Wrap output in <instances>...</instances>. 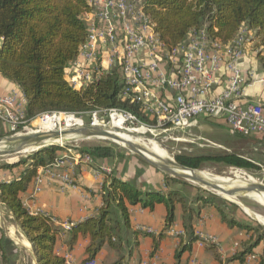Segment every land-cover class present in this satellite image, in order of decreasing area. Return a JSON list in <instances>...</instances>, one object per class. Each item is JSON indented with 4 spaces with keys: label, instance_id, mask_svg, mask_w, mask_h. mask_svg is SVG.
I'll list each match as a JSON object with an SVG mask.
<instances>
[{
    "label": "trees",
    "instance_id": "trees-1",
    "mask_svg": "<svg viewBox=\"0 0 264 264\" xmlns=\"http://www.w3.org/2000/svg\"><path fill=\"white\" fill-rule=\"evenodd\" d=\"M91 10L89 0H0V76L21 90L25 98V117L29 120L52 112L81 114L114 108L130 112L141 123H154L155 117L140 101L122 95L119 64L102 69V73L80 88H74L65 78V68L78 58L80 47L87 38L84 17ZM142 10L167 50L186 42L193 32L203 31L209 41L227 43L236 39L244 27L250 29L257 39L254 45L256 58L264 68V0H143ZM8 135L6 128L0 125V138ZM67 147L95 160L121 158V151H124L112 141L97 145H51L17 161L0 164V170L12 173L10 179L0 180V207L12 216L27 238L37 264H69L54 250L63 228L44 212H29L19 194L27 189L39 167L53 162ZM175 160L195 169L206 161L236 168H256L251 159L239 151L181 152L175 155ZM163 181V188L143 190L132 180L114 173L106 174L100 186L101 202L96 213L73 222L65 230L66 245L72 248L80 236L87 237L83 263L92 261L107 245L115 256L104 264H131L130 258L139 240L150 237L153 255L158 240L146 229L132 228L129 206L139 205L152 210L159 203L166 210L164 231L174 223L176 206L181 210L185 234L179 236L176 259L189 250L193 242L200 240L193 220L204 206L214 207L229 227L237 226L251 232L241 249L226 257L224 263L216 244H207L219 264L235 260L244 262L254 253V248L264 242V228L240 217L235 203L207 190L189 195L182 187L172 186L171 182L182 186L190 183L164 173ZM163 234L161 232L159 237ZM5 244L9 245L2 235L0 264H10ZM257 257L259 263L264 264V249Z\"/></svg>",
    "mask_w": 264,
    "mask_h": 264
},
{
    "label": "built area",
    "instance_id": "built-area-1",
    "mask_svg": "<svg viewBox=\"0 0 264 264\" xmlns=\"http://www.w3.org/2000/svg\"><path fill=\"white\" fill-rule=\"evenodd\" d=\"M89 2L92 10L84 18L87 38L80 47L78 58L65 68V77L74 88H80L102 73V69L106 70L100 64L104 55L103 58L108 59L111 65H120L122 95L140 101L144 109L155 117L154 127L168 125L184 129L194 126L199 117L221 118L234 133L244 136L259 133L264 139V103L242 101L246 82L241 73L240 62L245 55L246 45L250 42L246 31H241L236 39L227 43L209 41L203 31L193 32L186 42L167 50L158 40L152 22L142 10L143 0ZM163 60L174 65V76L167 75L160 67ZM221 67L226 73V85L218 94L210 96L216 83V73ZM151 83L173 90L172 100L167 102L153 97L147 86ZM24 106L23 94L18 96L14 92L0 89V125L6 128L9 135L27 132L25 129L30 120L25 117ZM104 111L119 114L124 121H138L134 115L124 110L112 108ZM96 112L98 111L91 112V123L96 122ZM82 114L84 113L52 112L43 114V118L60 117L57 123L60 125L61 122L65 124L66 116H71L79 121L72 123L71 127H74L83 125ZM67 159L71 163L66 164ZM82 161L88 163L92 158L67 148L53 162L39 167L33 179L34 192L40 190L46 176L74 186L69 172L58 169ZM72 224L69 221L61 226L66 230ZM167 233L180 236L184 231L177 232L169 228ZM198 235L200 244H217L215 236ZM91 263L92 261H88L84 264ZM142 264L158 262L152 258Z\"/></svg>",
    "mask_w": 264,
    "mask_h": 264
},
{
    "label": "crops",
    "instance_id": "crops-1",
    "mask_svg": "<svg viewBox=\"0 0 264 264\" xmlns=\"http://www.w3.org/2000/svg\"><path fill=\"white\" fill-rule=\"evenodd\" d=\"M256 42L257 39L254 38L246 45L245 55L240 62L241 73L246 82L242 101L264 103V81H260V79H264V68L261 67L256 58L255 47L253 45ZM103 57H101L100 64L104 69H108L111 66L110 61ZM173 66V64H170L166 60L160 62V67L169 76L175 75V68ZM216 74V83L212 87L210 96L218 94L226 85V73L224 69L221 67ZM147 86L153 97L161 98L167 102L172 100L173 90L154 83L147 84ZM0 89L5 92H14L18 96L22 95L17 85L6 81L1 76ZM199 118L202 120L205 117ZM211 120L213 122L217 121L220 124L215 125L211 123L213 127L230 132L221 118H213ZM202 122L196 121L194 126ZM250 136L252 137H247L243 144L245 149L263 153L264 143H261L258 139L262 138L261 134L254 133ZM226 151L230 152L228 149ZM64 152L66 151H63L60 155ZM121 153L123 154L121 158L117 157L113 160L92 159L88 163L82 161L58 169V171L66 170L69 172L74 186L65 185L56 178L53 179L46 176L40 185L39 191L34 192V180H31L27 189L21 192L19 196L29 212H44L51 217L56 225L62 227V223L69 221L79 222L96 213L101 202L100 186L106 174L114 173L123 179L132 180L143 190L164 187L162 171L143 162L138 156L130 152L124 150ZM65 163H71V161L67 159ZM38 171L39 168L37 169V173ZM11 176L12 173L10 171L0 170V180H8ZM165 216L166 210L160 203L155 204L152 210L139 205L129 206V218L132 228L149 229L150 233L158 240V248L151 255L152 239L150 237L141 238L137 249L130 258L131 264H142V262L150 261L152 258L156 259L158 264H219L215 261L208 245L200 244L199 241L193 242L191 248L184 251L176 259L175 253L180 244V237L170 235L167 233V230H163L165 227ZM181 218V210L179 206H176L175 220L171 228L177 232L184 231ZM193 227L196 233H199L201 236L212 235L217 238L216 249L221 256L222 263H224L226 257L240 250L241 244L251 236V232L237 226L229 227L221 220L212 206H204L200 209L199 215L193 220ZM161 232H164V234L162 237H159ZM2 235L7 243H9V245L5 244L4 246L6 247V255L10 264H37L27 238L19 230L12 216L0 207V237ZM65 238L66 232L63 229L56 239L54 245L55 252L64 256L69 264H84L83 259L86 256L84 248L88 238L80 236L72 248L66 245ZM263 249L264 242H261L254 248V253L249 255L244 262L235 260L228 264H260L257 254L261 253ZM1 253L0 248V259ZM114 256L115 252L107 245H104L91 264L108 263Z\"/></svg>",
    "mask_w": 264,
    "mask_h": 264
},
{
    "label": "rangeland",
    "instance_id": "rangeland-1",
    "mask_svg": "<svg viewBox=\"0 0 264 264\" xmlns=\"http://www.w3.org/2000/svg\"><path fill=\"white\" fill-rule=\"evenodd\" d=\"M245 27L242 31H246L249 37V41L255 38V32L250 31ZM255 45V44H253ZM111 115V116H110ZM44 115L37 116L36 118L29 121L26 131L34 132L41 130H54L64 128V123L61 122L60 125L56 124L52 129H48L44 122L49 118H43ZM51 116V114H49ZM57 117V116H54ZM71 117V116H69ZM96 125H102L106 127H112L115 121L121 122L122 128L115 129L117 132H120L121 135L126 138L135 140L137 143L147 148L153 154L157 156H165L166 154L175 159V155L181 152L186 153H206L210 151H239L243 153L247 158H250L251 161L255 164L256 168H236L232 166H226L220 163L206 161L198 168L205 172L211 178H223L228 182H231V186H251L260 184L264 185V152L259 153L258 151H251L245 149L243 145L247 137L241 134L234 133L232 131L228 132L221 128H215L211 125H220L219 122H213L210 117L197 118L198 123L196 126L184 129H175L168 125L163 127H154L155 122L151 124L141 123L140 121H135L134 119H127L124 121L123 117L119 114H111L110 111H99L96 112ZM150 117H152L150 115ZM60 118V117H58ZM42 119V121H40ZM61 119V118H60ZM73 123L79 122L78 119L71 117ZM201 120V121H200ZM92 122V113L82 114V124H89ZM138 129V131H136ZM140 130V131H139ZM139 138V139H138ZM261 143H264L263 138H258ZM109 140L100 139L96 137L85 138V139H76L63 145L68 146H77V145H97V144H106ZM158 145L159 151H155L151 146V143ZM115 143V142H114ZM120 149L128 151L124 146L118 144ZM70 148V147H67ZM225 148V149H224ZM71 149V148H70ZM229 152V151H228ZM29 153H19L7 156H0V164L6 162H14L28 155ZM240 176V179L237 178ZM172 186L182 187L184 192L189 195L193 193H203L205 189L195 188V184L190 183L189 185L182 186L178 183H172ZM199 187V186H197ZM211 192V191H210ZM224 197V196H222ZM225 199L233 202L237 206V211L245 220H251L258 223L262 228H264V204L259 203L252 196H236V197H224Z\"/></svg>",
    "mask_w": 264,
    "mask_h": 264
},
{
    "label": "water",
    "instance_id": "water-1",
    "mask_svg": "<svg viewBox=\"0 0 264 264\" xmlns=\"http://www.w3.org/2000/svg\"><path fill=\"white\" fill-rule=\"evenodd\" d=\"M100 138L109 140L124 146L130 153L138 156L149 165L162 171L171 177H176L195 184L207 191L220 196L236 197L250 196L252 188H242L241 186L224 187L217 179L205 176L200 169L190 168L179 164L174 158L157 156L147 148L143 147L136 141L120 136L115 128L89 123L74 127H64L63 129L41 130L34 132H25L17 135H8L0 138V156H7L19 153H31L43 147L51 145L62 146L63 143L76 139ZM264 190V185L260 184L259 188ZM258 188V189H259ZM256 200V199H255Z\"/></svg>",
    "mask_w": 264,
    "mask_h": 264
},
{
    "label": "bare ground",
    "instance_id": "bare-ground-1",
    "mask_svg": "<svg viewBox=\"0 0 264 264\" xmlns=\"http://www.w3.org/2000/svg\"><path fill=\"white\" fill-rule=\"evenodd\" d=\"M113 114H115V113H113ZM64 120H65V127H71L72 126V123H73V121H72V119H71V117H69V116H66L65 118H64ZM58 121H60V118H58V117H49L45 122H44V124H45V126L48 128V129H52L57 123H58ZM95 123V122H94ZM94 125H96V124H94ZM112 127L113 128H115V129H120V128H122V125H121V122H119V121H115L114 122V124L112 125ZM63 129V128H62ZM117 131V130H116ZM136 131H138V129L136 130ZM140 131V130H139ZM120 136H122V137H125V136H123V135H121L120 134V132H117ZM126 138V137H125ZM130 139V138H129ZM139 139V138H138ZM135 141V140H134ZM150 147H152L155 151L157 150V151H159V148H158V145L157 144H155V143H151V146ZM156 155V154H155ZM201 173L203 174V175H205V176H208L205 172H203L202 170H201ZM210 177V176H209ZM237 178L238 179H240V176H237ZM213 179H217L219 182H221L222 183V185L224 186V187H229V186H231L230 184H231V182H228L227 180H225V179H223V178H217V177H215V178H213ZM242 188H252L253 187V189L249 192V195L250 196H252V197H254L259 203H261V204H264V190H262V188L260 187L259 188V186H256V185H249V186H241ZM259 188V189H258Z\"/></svg>",
    "mask_w": 264,
    "mask_h": 264
}]
</instances>
